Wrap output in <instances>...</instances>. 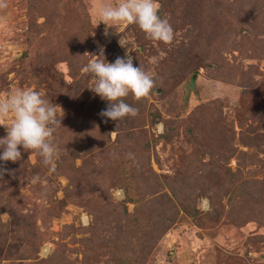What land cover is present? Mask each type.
<instances>
[{
	"label": "rangeland",
	"instance_id": "rangeland-1",
	"mask_svg": "<svg viewBox=\"0 0 264 264\" xmlns=\"http://www.w3.org/2000/svg\"><path fill=\"white\" fill-rule=\"evenodd\" d=\"M119 2L0 8V98L33 88L63 110L54 171L22 147L0 161V264H264V0H159L171 44L102 23L99 8ZM101 49L154 78L148 97L124 98L137 116L99 115L108 102L84 66ZM124 136L150 174L131 176L127 157L105 150ZM76 194L82 204H61Z\"/></svg>",
	"mask_w": 264,
	"mask_h": 264
},
{
	"label": "clouds",
	"instance_id": "clouds-1",
	"mask_svg": "<svg viewBox=\"0 0 264 264\" xmlns=\"http://www.w3.org/2000/svg\"><path fill=\"white\" fill-rule=\"evenodd\" d=\"M6 6V0H0V8ZM159 9V0H120L115 5H102L98 15L106 26L109 22L136 24L149 38L171 44L175 31L167 18H161ZM119 44L127 46L121 39ZM90 56L94 58L84 66V71L96 78L91 90L108 102V107L99 115L112 121L137 116L138 108L126 103L124 98L130 94L136 100L148 97L155 87L154 78L140 65L135 66L133 56L127 53L111 63L104 58L102 49L99 55ZM62 117V108L46 99L43 91L16 89L0 98V126H4L7 133L0 138V161L14 163L20 160L22 147L36 151L43 158V164L54 171L59 158L54 134L61 127ZM9 118L11 123L6 124ZM127 155L131 158L133 154ZM6 171L0 168V176ZM40 181L39 175L33 176V184Z\"/></svg>",
	"mask_w": 264,
	"mask_h": 264
},
{
	"label": "trees",
	"instance_id": "trees-1",
	"mask_svg": "<svg viewBox=\"0 0 264 264\" xmlns=\"http://www.w3.org/2000/svg\"><path fill=\"white\" fill-rule=\"evenodd\" d=\"M191 72L193 74H195L196 70H192ZM103 101L104 100L101 99L100 96H98L99 104H101ZM186 103H187V98L184 97L183 106H185ZM134 105L135 106L137 105V103L135 101H134ZM60 134H63V132L62 133L60 132ZM68 136H69V134H68ZM123 138H124L125 142H123V140L120 141L118 138H116L113 141L107 140L105 145H104V143H101L100 146L104 145V148H105L106 151L116 150L117 152L118 151L122 152V154L127 157L126 159L128 160V165L131 167V169H130L131 176L133 175V176H136V177H141L143 175L150 174V170L146 166H143L142 163H140V162L134 163L133 155H132L131 158L128 157L127 153H125V150H127L125 145L128 143L126 141H129V138L128 137L126 138V136H124ZM70 140L71 141L67 142L66 145H65L68 148V150H67L68 154L72 153L74 150L77 149L76 146H75V144L77 142L73 141L72 139H70ZM100 146H98V147H100ZM232 153H234V150H232L230 152V155ZM242 155H245V154L242 153ZM251 163H260L261 164L262 162H260V160H253V162H251ZM132 165H134V167H135L134 169L132 168ZM123 186L125 188L124 192H125V197H126L124 199V204H126V203H131V204L134 203L133 200L131 198H129V193H128V190H127L128 187L126 185H123ZM82 201H83V196L81 194H78V195L76 194V195H73L71 197H68V200L62 201L61 204L62 205H66V204L80 205V204H82Z\"/></svg>",
	"mask_w": 264,
	"mask_h": 264
},
{
	"label": "water",
	"instance_id": "water-1",
	"mask_svg": "<svg viewBox=\"0 0 264 264\" xmlns=\"http://www.w3.org/2000/svg\"><path fill=\"white\" fill-rule=\"evenodd\" d=\"M194 78H195V77L193 76V77H192V80H193ZM192 80H191V81H192Z\"/></svg>",
	"mask_w": 264,
	"mask_h": 264
}]
</instances>
